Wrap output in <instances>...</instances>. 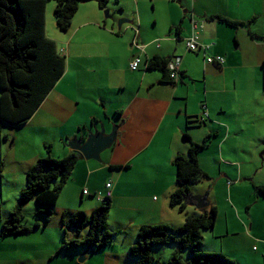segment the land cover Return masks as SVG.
Returning a JSON list of instances; mask_svg holds the SVG:
<instances>
[{"label": "crops", "instance_id": "crops-1", "mask_svg": "<svg viewBox=\"0 0 264 264\" xmlns=\"http://www.w3.org/2000/svg\"><path fill=\"white\" fill-rule=\"evenodd\" d=\"M117 2L121 4L120 17L126 15L133 23L121 30L117 22L109 27L102 10L107 3L104 8L81 3L79 8L87 13L84 22L76 23L69 38L60 44V36L53 39L67 58L63 76L25 125L13 127L0 119L1 180L11 184L8 189L16 197L12 210L27 184L28 169L46 155L43 145L47 150L48 142L57 144L62 157L73 151L69 139L86 136L102 122L108 132L119 124V138L102 153L101 164L80 155L56 206L61 203L87 212L102 203L97 194L106 193V185L111 183L109 219L120 224L116 234H129L130 229L139 232L150 223L178 227L186 216L170 205V195L177 187L174 159L179 154L188 155L197 143L203 145L197 156L208 177L194 182L191 190L194 194L209 191L211 205L203 210L186 207L195 214L217 208L216 225L205 231L202 249L208 246L224 251L231 244L247 260L263 264L264 249L261 257L255 252L244 253L252 242L254 222L252 212L245 213L243 204H250L252 197L264 207V197L255 188L264 185V0H134L131 13L126 12L130 0ZM76 14L73 20L77 17V22ZM194 34L201 46L197 51L186 44ZM208 44L204 50L202 46ZM156 55L180 58L177 78L171 81L163 70L148 69V60ZM217 55L226 61L208 62L209 56ZM133 57L143 60L139 70L129 67ZM52 130L54 141L43 134ZM211 160L222 175L216 194L212 188L217 172L210 171ZM93 198L99 201L92 202ZM219 199H223L224 210L217 203ZM166 204L169 214L162 211ZM34 207L37 209L36 202ZM62 226L65 241L72 226ZM77 229L82 234L86 225L74 227L69 238ZM23 235L12 238L0 233V255L9 259L15 253L13 259L19 261L10 260V264H50L54 255L58 259L52 264H76L85 251L73 248L72 256L70 251L61 256L67 248L58 247V237ZM51 243L58 247L54 255ZM24 249L33 250L34 256ZM100 251H88L82 264H97L99 259L92 256ZM226 254L236 256L235 251ZM60 257L67 258L66 262Z\"/></svg>", "mask_w": 264, "mask_h": 264}, {"label": "trees", "instance_id": "trees-1", "mask_svg": "<svg viewBox=\"0 0 264 264\" xmlns=\"http://www.w3.org/2000/svg\"><path fill=\"white\" fill-rule=\"evenodd\" d=\"M49 1L0 0V119L9 126L25 125L66 70V55L46 34ZM55 1L56 22L59 29L67 31L81 3L89 0ZM98 1L100 7L106 6L107 0ZM170 60L153 56L148 60V69H161L166 79L173 81L168 64ZM3 138L8 139V135ZM202 146L195 143L188 155L179 154L174 160L177 187L170 195V202L181 211H186L185 195L191 190V185L208 177L197 156ZM79 158L80 154L75 151L62 157L53 156L48 146L47 155L40 157L28 169L27 184L20 192L17 206L7 218L3 219L0 204L2 234L22 235L40 227V223L34 227L24 224L25 207L30 201L36 202L38 213L45 214L46 222H49L62 188L71 178ZM3 171L4 161L0 157V178ZM255 188L264 197V185ZM110 209L111 198H108L96 206L91 214L78 211L68 215L64 211L63 223L66 227L81 229L88 225L89 229L85 236H81V230L77 229L72 238L65 239L62 248L82 247L94 254L114 243L116 232L109 229L108 223ZM186 214L185 222L178 227L165 223L143 225L136 244L130 247L131 257L138 264H161L158 247L168 245L173 247V252L167 264H240L223 251L202 249L205 231L214 229L216 225V207L209 212Z\"/></svg>", "mask_w": 264, "mask_h": 264}, {"label": "rangeland", "instance_id": "rangeland-1", "mask_svg": "<svg viewBox=\"0 0 264 264\" xmlns=\"http://www.w3.org/2000/svg\"><path fill=\"white\" fill-rule=\"evenodd\" d=\"M87 2H90L89 6H90V4H95V5L100 6L98 0H97V2L92 1V0H89ZM133 4H134V0H130V3H129L130 8L126 9L127 13L133 12V10H132ZM56 5H57V2L55 0H50L48 2L47 10H49V11H48V14L46 15V17H47L46 34L51 39H56L55 37L60 36L57 39L58 44H60V42L63 39L69 38L71 32L76 27V23L79 24L81 22H84L83 16H84V14H87V13L84 12V10L79 8V10L76 14V16H78V21L76 22V18H77L76 17L73 20L74 23L71 25L72 29L64 32L61 29H59L58 24L56 22V18L54 15ZM120 5H121L120 2H117V0H109V2L107 3V7L105 9H102L103 15L105 16V21L107 22L109 27L110 26L113 27L114 23L117 22L116 27H117V29H119V20L127 18L126 15H124L123 17H120ZM124 10H125V8H124ZM106 11H109V13H106ZM127 19H129V18H127ZM124 25H126V24H124ZM121 29H119V30H121ZM49 106H50V104L46 107V109L49 108ZM43 112L44 111H42L41 113L43 114ZM31 129H33V127H31ZM34 133H36L35 130H34ZM43 134L45 136H48L50 141H54L55 134H56L55 131H53V130L52 131H46V132H43ZM47 145H49V149L51 150V153L53 154V156L59 157V155L60 156L63 155V154H59L60 150H59V146L57 144L53 145V142H48ZM43 148L45 149V154L47 155L48 147L46 150V147L43 145ZM97 162H99V161H97ZM99 163L101 164L102 162H99ZM209 163L211 164L210 165V171L212 173L217 172V174H215V178H214L215 181H214V185L212 188L213 194H216L215 188H217V190L220 189L221 185L219 183V180L222 178V175H220L219 168H218L217 164H215L214 160H211ZM205 183H208V182H205ZM3 185H5L4 189H3ZM9 186H11L10 183L3 184V182L0 178V204L2 206V217H3V219L7 218L9 216V214L13 211L12 209L14 206L12 207V203L16 199V197L14 198L11 194V191L8 189ZM201 186L202 187L204 186L203 183ZM211 186H212V184H211ZM1 194H2V196H1ZM86 199H88V197H86ZM95 200L99 201L97 198H93L91 201L93 202ZM248 202H250V204H245V202L243 204L245 206L244 212L247 214L252 212V221L254 222V228L252 229V232H251L252 242L250 243L249 249L247 246H245L244 253L249 254L251 252H255L258 255H260V257H261V253L264 249V244H263L264 232L263 233L261 232V227L264 224V222H263L264 216H262V213H264V207L259 202V200H257L256 198L251 197L248 200ZM217 203L222 210L225 209L223 199H219V202H217ZM34 204H35V202L31 201L30 204L26 205L24 224L34 227V225L36 223H40L41 226L38 229H35L34 231H32L31 233L24 234L23 236L27 235L30 237L33 236V238H42V239H48L52 236L58 237L60 239V242L58 243V247H61L62 245H64L63 241L65 238V234H64V228L62 226L63 211H69L71 214H74V213H76L78 211H82V210L67 208L66 206L60 205L61 204L60 203L58 206H56L53 215H51L52 217H51L50 221L46 222V219H47L46 215L43 213H38L39 209H36L34 207ZM170 205H171L172 209H175L178 212H180V208L178 206L177 207L173 206L171 204V202H170ZM81 206H83V205H81ZM10 207H12L11 210H9ZM94 208H91V209L86 210V211L88 212V214H91ZM247 209H249L250 212ZM168 210H169V206H168V204H166L165 209H163L162 211L165 214H169ZM188 211H191V209L189 207L186 211H182V214L184 216H186L187 215L186 213ZM164 213H163V216H164ZM5 215H7V216H5ZM182 218L184 219V222H185L186 217L182 216ZM108 223L110 225L111 231H115V230L120 228L119 227L120 224L118 221L108 219ZM234 224H235V221L231 217V225H234ZM44 229H45V232H42ZM73 229H74V226L69 227L67 229V231H68V235L66 236L67 239H70L69 233H71ZM88 229H89V226L86 225V229L82 231L81 236L87 235ZM1 231H2V225H0V233H1ZM50 234H54V235H50ZM237 236H238V239H241V237H242L240 234ZM12 238H18V237L12 236ZM137 240H138V232H135L131 229L129 230V234L123 235L122 233H120V234L117 233L114 236V243H112L111 245H108L107 249L105 251L101 250L100 253L92 256V259L95 260V258H98L99 259L98 262L96 261L97 264H135L134 259L131 257V255L129 253H130V247L132 245L136 244ZM51 246L54 248L53 243H51ZM167 246L168 245H161L160 247H158V248H160V251H158L157 254L161 256L162 264H167V262L171 258L170 255H171V251L173 250V247H171V246L167 247ZM57 248L56 249L54 248V252L52 255H54ZM210 249H213V250H210ZM69 251H70V256H72V253L74 252L73 248L64 249L61 256L62 255L66 256ZM205 251L220 252L222 250H219L218 248H209L208 246H206ZM229 251H235L236 256H232V257L239 260V262L241 264H254L252 260H247L246 258H244L240 254V251H238L236 248H234L231 244H228L226 246V249L223 252L227 253ZM24 252L34 256L33 250L24 249ZM75 252H76V250H75ZM116 254H117V256H116ZM113 256H114V258H112ZM14 257H15V253L10 254L9 259H7L3 255H0V262H2V264H10L9 263L10 260H15V261L19 262L18 260L13 259ZM57 259H58V257H56V255H54V257L52 256V258H51V262L53 263ZM59 259L64 260L66 262L67 258H61L60 257ZM90 259H91V257H90ZM69 261H70V259H68L67 262H69ZM52 263H50V264H52ZM82 263H84V262H80L78 260V258L76 259V264H82ZM89 264H91V263H89Z\"/></svg>", "mask_w": 264, "mask_h": 264}, {"label": "water", "instance_id": "water-1", "mask_svg": "<svg viewBox=\"0 0 264 264\" xmlns=\"http://www.w3.org/2000/svg\"><path fill=\"white\" fill-rule=\"evenodd\" d=\"M124 10V7H123ZM109 13V11H106ZM133 21L131 19H120L119 29L122 28L124 24H131ZM119 138V124L112 125L111 131L108 132L107 124L105 122L100 123L95 127L94 130H89L87 135H82L81 137H74L68 140L69 147L78 152L86 159H94L97 161H102V153L109 149L114 142ZM210 192L194 194L190 190L185 195V203L188 206H193L198 210H203L209 208L211 202L209 200ZM88 250H85L79 257V261L83 262L86 258Z\"/></svg>", "mask_w": 264, "mask_h": 264}, {"label": "built area", "instance_id": "built-area-1", "mask_svg": "<svg viewBox=\"0 0 264 264\" xmlns=\"http://www.w3.org/2000/svg\"><path fill=\"white\" fill-rule=\"evenodd\" d=\"M194 28H196V25ZM186 44H187L188 49H190L191 51H196L198 49H201L200 48L201 46L198 42L197 34H194L191 37H189L187 39ZM209 47H210V44L202 46L204 50H207ZM207 60L208 62H219L221 64H223L226 61L225 57L222 55L209 56ZM142 63H143V60L140 57H133V59L129 63V67L131 68V70L136 71V70H139ZM179 68H180V58L171 60L169 69H170V76L173 80L178 77ZM107 187L109 188L107 192V196H111L112 195V191L110 190L111 184L110 183L107 184Z\"/></svg>", "mask_w": 264, "mask_h": 264}, {"label": "clouds", "instance_id": "clouds-1", "mask_svg": "<svg viewBox=\"0 0 264 264\" xmlns=\"http://www.w3.org/2000/svg\"><path fill=\"white\" fill-rule=\"evenodd\" d=\"M133 59V58H132ZM107 184H109V183H107ZM111 184V183H110ZM106 187H107V185H106ZM108 187H107V191H106V193H98L97 195H98V198L102 201V202H106L107 201V199L108 198H112V196H113V191H112V184H111V188H110V190L112 191V195L111 196H107V192H108ZM84 193L86 194V193H88V191L87 190H84ZM56 207V206H55ZM54 210H55V208H54ZM54 213V212H53ZM41 226V225H40ZM39 228V227H38ZM38 228H36V229H38ZM68 228V227H67ZM35 230V229H34ZM33 230V231H34ZM85 250H88V249H86V248H84ZM89 251V250H88ZM90 254V253H89ZM162 264V263H161Z\"/></svg>", "mask_w": 264, "mask_h": 264}]
</instances>
